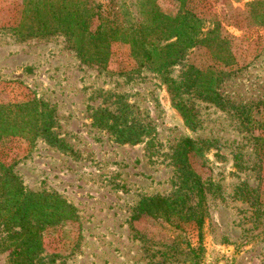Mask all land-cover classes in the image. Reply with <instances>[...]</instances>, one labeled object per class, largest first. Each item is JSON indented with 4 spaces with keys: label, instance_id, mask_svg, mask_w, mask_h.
Listing matches in <instances>:
<instances>
[{
    "label": "rangeland",
    "instance_id": "1",
    "mask_svg": "<svg viewBox=\"0 0 264 264\" xmlns=\"http://www.w3.org/2000/svg\"><path fill=\"white\" fill-rule=\"evenodd\" d=\"M29 1L0 0V106L36 97L48 128L32 144L26 133L3 137L0 157L26 190L54 192L76 215L45 232L35 264H264V161L234 109L264 98V26L246 29L237 3L185 0L235 37L241 70L221 77L203 46L168 66L155 47L137 66L121 33L102 67L86 62L61 27L21 34ZM65 1L99 5L127 25L149 7L173 16L184 0ZM189 79L197 80L187 88ZM184 138L194 145L202 201L177 165ZM153 198L163 204L156 216L145 208ZM10 250L0 248V264H11Z\"/></svg>",
    "mask_w": 264,
    "mask_h": 264
},
{
    "label": "trees",
    "instance_id": "2",
    "mask_svg": "<svg viewBox=\"0 0 264 264\" xmlns=\"http://www.w3.org/2000/svg\"><path fill=\"white\" fill-rule=\"evenodd\" d=\"M185 2H182V7H179L173 16L163 13L161 8L156 7L155 12L154 8L149 7L150 9L142 12L141 20L124 25L115 13L111 14L112 17L109 13L104 17L100 13L99 5L87 7L75 1L61 0L58 3L55 0H31L27 2L30 11L28 29L21 34L53 33L61 27L64 32L76 36V50L86 62L102 67L107 65L112 41L121 33L128 42L130 55L137 66L152 60L155 47L156 52L164 56L162 66H168L180 60L187 49L203 46L212 53L214 64L220 66L221 77L241 70L242 67L232 49V39L235 37L227 30L223 31L222 23L216 20L215 14L205 17L193 8L185 6ZM212 3H237L240 16L246 22V29L254 25L258 32V27L264 26V0H212ZM94 15L99 21L92 29ZM230 19V15L226 14L223 22ZM225 25L226 28L230 23ZM160 42L165 43L159 46ZM194 70L198 76L202 73L200 68ZM196 80L189 79L185 87L190 88ZM208 98L216 100L219 97L215 93ZM42 105L40 99L32 97L13 105L0 106V140L8 135L26 133L32 144L36 136L48 128L47 121L41 120L40 117ZM234 109L245 129L253 134L254 150L258 161L262 163L264 98ZM180 145L176 157L177 165L185 176H191L190 181L195 184L202 201L203 183L191 168L189 161L193 142L184 138ZM235 160L237 170L245 167L240 154L236 155ZM145 208L150 216H156V211L162 209L163 204L161 199L153 198L146 203ZM75 217L74 207L60 195L46 190H26L12 165L0 157V248H11V264H35L39 253L44 250L45 232L60 228L66 221ZM196 223L200 229L202 218L199 217Z\"/></svg>",
    "mask_w": 264,
    "mask_h": 264
}]
</instances>
